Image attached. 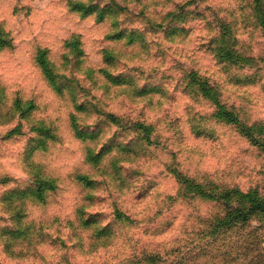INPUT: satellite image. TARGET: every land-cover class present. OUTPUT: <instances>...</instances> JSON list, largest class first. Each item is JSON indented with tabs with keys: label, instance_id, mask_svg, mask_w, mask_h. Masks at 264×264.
I'll return each instance as SVG.
<instances>
[{
	"label": "rangeland",
	"instance_id": "374dc122",
	"mask_svg": "<svg viewBox=\"0 0 264 264\" xmlns=\"http://www.w3.org/2000/svg\"><path fill=\"white\" fill-rule=\"evenodd\" d=\"M94 1H115L121 9L98 22L94 15L82 18L71 12L67 0H0V39L8 42L0 50V85L11 99L7 105L19 96L24 107L30 105L29 100L35 107L28 117L23 118L27 113L22 112L0 120V179L11 178V183L0 184V264H66L65 260L70 264H117L132 254L171 249L173 257L188 252L184 264H252L249 251L245 257L238 255L235 241L241 238L235 232L222 235L220 240L211 239L208 245V238L201 240L198 235L207 228L208 218L219 211L216 204L197 197L174 203L166 199L178 191L172 167L199 182L213 181L264 195V146L252 145L235 126L214 117L215 107L209 100L185 89L186 75L195 71L216 86L222 104L232 109L238 120L264 127V24L255 15L251 0ZM181 9L194 11L190 21L185 18L180 23L165 16ZM219 20L231 24L238 52L249 57L241 64L219 63L210 49ZM173 29L178 31L171 34ZM119 31L125 36L131 31L143 32L147 42L130 45L128 39L109 38ZM73 37L78 42L75 39L66 50V41ZM38 46L48 48L56 67L79 81L78 98L85 93L84 99L102 112L127 119L123 122L141 121L152 126L153 144L146 145L133 132L111 127L93 113V107L90 116L78 114V126L92 131L97 124L105 135L100 143L113 137L111 144L132 143L136 151L110 152L103 169L87 163L85 144L70 129L73 105L48 88L33 63ZM105 49L114 54L109 73L123 77L128 84L113 86L97 73L90 77L89 70L97 72L109 66L103 63ZM80 50L83 55L78 60ZM135 87L157 93L146 98L135 96ZM35 122L52 128L60 142L34 152L29 162L42 164L59 179L60 188L47 207L30 205L28 220L49 223L58 216L63 227L54 224L60 233L49 232L51 238L30 250L26 244L3 241L7 236L4 229L13 223L3 212L1 201L5 191L31 177L25 157L33 144L31 138L37 136ZM257 138L262 141L264 135ZM75 173L91 174L93 189L76 183ZM76 204L105 215L104 223L112 222V213L118 208L131 223L114 224L115 245L90 254L86 246L76 247L64 229L65 219ZM248 224L241 231L244 239L250 228L258 225L257 220ZM260 233L263 253L264 230ZM227 238L233 241L229 248L223 247ZM61 239L66 246L60 245ZM226 248L231 256L223 255ZM17 251L22 254L15 255Z\"/></svg>",
	"mask_w": 264,
	"mask_h": 264
},
{
	"label": "trees",
	"instance_id": "16d2710c",
	"mask_svg": "<svg viewBox=\"0 0 264 264\" xmlns=\"http://www.w3.org/2000/svg\"><path fill=\"white\" fill-rule=\"evenodd\" d=\"M140 1L152 2V0ZM67 6L71 12L78 13L82 18L94 15L98 22L104 21L107 16L113 13L117 12L118 14V11L121 9V6L115 1L101 4L96 3L94 0H67ZM185 7L186 5L182 8ZM251 7L255 15L258 16L260 24H264V0H251ZM193 14L194 11H189L187 9L182 11L181 9V11L177 12L171 11V13H167L165 16H168L173 21L175 20L176 22L183 23L185 18H188V21H190L189 15L191 16ZM142 16H145V14L143 13ZM162 23H159L160 27ZM183 30L184 29H179V32H183ZM176 31H178V29H173L171 34H175ZM144 36L143 32L137 33L136 31H131L125 36L124 31H119L118 33L109 35V38H125L129 40L131 43L130 45H136L134 43L143 45L147 42ZM75 39L78 42L79 39L74 37L66 41L64 45L66 50L71 48ZM7 43L8 42L3 38L0 39V50H3ZM210 43V49L219 63L232 65L241 64V62L249 58L238 52V42L231 28V24L223 20L218 21L215 31L211 36ZM13 46L12 43L10 47L13 48ZM49 52L48 48L36 47L32 56L33 63L39 70L48 88L57 96L67 98L73 105L74 113L70 115V129L74 136L85 144L84 152L86 153L85 161L87 163L96 166L97 170L103 169L102 163L105 156L110 152L118 151L119 153L128 154L132 153L131 151H136L132 143L128 146L111 144L110 142L113 141V137L100 143L105 135L103 134L102 128H100L99 125L97 126V124L93 125L94 129L92 131L78 126V114L90 116L92 114L90 110L93 109V107V113L95 114L97 112L103 118V121L111 127L117 128L123 132H133L137 135L138 140L144 142L146 145L153 144L151 141V136L153 134L152 126H148L141 121L128 120L127 122H123L127 119L110 112H102L97 106L92 105L84 99L87 98L85 97V93H82V96L78 98L79 81L73 77H68L63 70L56 67L57 65L50 59ZM82 55L80 50L77 59L79 60ZM113 59V52L109 49H105L103 51V63L109 66L102 67L98 69L97 72L89 70L90 77L93 78L94 74L97 73L105 77L113 86L128 84L127 80L122 79L123 77L111 75L109 73L108 70L112 67L110 65L113 64ZM185 79H187L185 85L186 91L190 88L193 93L205 100H209L214 105V117L216 119L235 126L237 130H239V133L246 137L252 145L259 147L264 146V140L261 141L257 138L259 134L264 135V127L261 123L246 125L238 120L233 110L228 109L222 104L221 95L216 86L207 78L199 76L195 71L188 73ZM150 93L157 92H146L145 87H135V96L146 98ZM10 101L11 99H7L4 88L0 85V120L13 114H22V112L23 114L25 112L27 113L23 118L28 117L35 108L31 100L27 101L31 102L30 105L24 107L23 105L25 103L19 96L12 98V103L7 105ZM34 124H36L34 131L37 133V136L31 138L30 145L33 144L29 147V153L25 157L31 177L28 182L5 191L1 201L2 210H5L3 212L10 215V220L13 223L12 227L4 229L3 235L7 236L3 241L7 242V244L9 242L23 243L30 247V250H35L37 244L44 243L45 240L51 238L49 232L52 234L59 232L57 230L58 228L54 227V224L59 223L58 226H60V228L63 227L58 216L53 217L49 223L28 220L29 206L38 204L41 207H47L50 200L57 195L60 188L59 179L46 171V168L43 167L42 164H35L32 161L29 162L34 152L46 151L52 144L60 142L52 128L44 127L40 122H35ZM198 133L201 132L198 131ZM97 146H100L98 150L95 149ZM170 172L178 184V191L175 196L166 197L169 202L174 203L176 200L197 197L210 201L219 208L217 213H214V215L208 218L207 228L198 232V235L201 236V240L208 238V245L212 240H220L222 235L227 236V234H229L230 236L235 232L236 236L241 238L235 241V245L239 250L238 255L245 257L249 251V253L252 254V260L250 261L252 264H264V254L260 249V232L264 230V195L254 190L242 192L238 187L220 186L213 181L199 182L179 172L174 167L171 168ZM90 176L91 174L75 173L74 180L79 185H84L86 188L93 189L92 186L94 183L89 178ZM1 183L4 185L9 184L11 183V178L3 177L0 179V184ZM85 197L88 201H93L88 196ZM112 218V222L109 221L104 223L105 215L103 216L101 213L95 212L92 213L87 210L85 205L76 204L72 209L71 216L65 219L64 229H67L66 231L70 233V236H68L69 240H74L76 242V247L83 249L86 246L88 252L91 254L100 249L111 248L115 245L116 231L114 224L131 223L129 217L118 208L114 209ZM251 220H257L258 225L250 228L251 233H247V239H244V234L241 233V231L249 227L248 223ZM52 237H54V235ZM61 240L60 245L66 246L64 239ZM56 241L57 240L54 239L52 242L55 243ZM232 245L233 241H229L228 238L227 241L223 243V247L226 246L229 248ZM220 248L221 245L217 251L218 254L220 253ZM173 252V249L165 251L164 253L143 251L139 254H132L117 262V264H184L186 260H188L187 251L185 254L174 257ZM21 254V251H17L15 255ZM223 255L231 256L232 252L230 250L227 251L226 248ZM216 256L217 255L213 257ZM65 262L66 264H70L67 260H65ZM213 262L215 263L214 259Z\"/></svg>",
	"mask_w": 264,
	"mask_h": 264
},
{
	"label": "crops",
	"instance_id": "0c3cea01",
	"mask_svg": "<svg viewBox=\"0 0 264 264\" xmlns=\"http://www.w3.org/2000/svg\"><path fill=\"white\" fill-rule=\"evenodd\" d=\"M262 249H263V253H264V238H263V241H262Z\"/></svg>",
	"mask_w": 264,
	"mask_h": 264
}]
</instances>
